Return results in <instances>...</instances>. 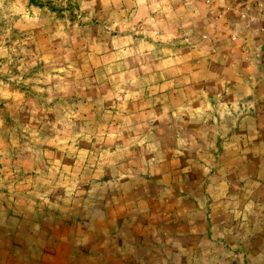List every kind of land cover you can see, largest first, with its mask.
Returning a JSON list of instances; mask_svg holds the SVG:
<instances>
[{"label": "rangeland", "instance_id": "obj_1", "mask_svg": "<svg viewBox=\"0 0 264 264\" xmlns=\"http://www.w3.org/2000/svg\"><path fill=\"white\" fill-rule=\"evenodd\" d=\"M248 1L0 0V264H264Z\"/></svg>", "mask_w": 264, "mask_h": 264}, {"label": "built area", "instance_id": "obj_2", "mask_svg": "<svg viewBox=\"0 0 264 264\" xmlns=\"http://www.w3.org/2000/svg\"><path fill=\"white\" fill-rule=\"evenodd\" d=\"M248 9L253 11L255 9V12H253L254 15H252V20L254 22L261 23L263 27H261V30L264 32V0H249L248 1ZM238 38L236 36H233V41H236Z\"/></svg>", "mask_w": 264, "mask_h": 264}, {"label": "crops", "instance_id": "obj_3", "mask_svg": "<svg viewBox=\"0 0 264 264\" xmlns=\"http://www.w3.org/2000/svg\"><path fill=\"white\" fill-rule=\"evenodd\" d=\"M239 51H242V50H239ZM237 61H239V60H234V63H232V65H236V63H237ZM258 104V103H257ZM227 107V106H226ZM256 107H257V105H256ZM229 108V107H228ZM258 110L260 111L259 113V115L261 116L262 114H263V111H264V104L263 105H260V106H258ZM229 113H231L230 111H229ZM263 118H261V120H262ZM249 125V124H248ZM256 125H258L256 122L255 123H253V126H256Z\"/></svg>", "mask_w": 264, "mask_h": 264}, {"label": "clouds", "instance_id": "obj_4", "mask_svg": "<svg viewBox=\"0 0 264 264\" xmlns=\"http://www.w3.org/2000/svg\"><path fill=\"white\" fill-rule=\"evenodd\" d=\"M145 143H146V141H145Z\"/></svg>", "mask_w": 264, "mask_h": 264}]
</instances>
